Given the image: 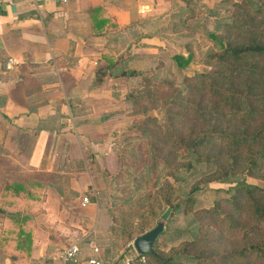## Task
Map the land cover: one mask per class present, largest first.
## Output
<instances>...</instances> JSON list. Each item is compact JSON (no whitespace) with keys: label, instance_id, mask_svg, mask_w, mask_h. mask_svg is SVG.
I'll list each match as a JSON object with an SVG mask.
<instances>
[{"label":"trees","instance_id":"1","mask_svg":"<svg viewBox=\"0 0 264 264\" xmlns=\"http://www.w3.org/2000/svg\"><path fill=\"white\" fill-rule=\"evenodd\" d=\"M92 9L93 29L104 31L110 19L97 17L100 6ZM223 19L200 60L207 68L184 73L179 84L133 68L130 46L96 64L94 86L106 75L142 77L127 92L126 114L143 118L127 125L135 133L115 152L120 166L105 170L109 245L127 246L159 216H191L189 227L173 233L164 223L159 236L176 243L165 249L158 236L153 252L131 264H264V0H239ZM172 57L181 70L192 53ZM151 109L157 114L149 116ZM213 181L227 183L217 189L228 195L196 207V193ZM0 214L6 215L1 208Z\"/></svg>","mask_w":264,"mask_h":264},{"label":"crops","instance_id":"2","mask_svg":"<svg viewBox=\"0 0 264 264\" xmlns=\"http://www.w3.org/2000/svg\"><path fill=\"white\" fill-rule=\"evenodd\" d=\"M3 1L0 264H60L59 249L75 242V264L94 246L113 262L122 249L96 243L110 222L98 194L100 183L109 186L114 132L125 127L127 115L120 110L123 90L111 88L123 78L106 75L94 86V70L132 41L136 55L154 53L156 36L141 35L157 30L142 23L157 17L152 0H145L147 10L139 9L140 0H44L39 8L31 0ZM95 6L101 7L97 17L110 19L101 32L92 26ZM84 195L89 202L82 204Z\"/></svg>","mask_w":264,"mask_h":264},{"label":"rangeland","instance_id":"3","mask_svg":"<svg viewBox=\"0 0 264 264\" xmlns=\"http://www.w3.org/2000/svg\"><path fill=\"white\" fill-rule=\"evenodd\" d=\"M238 1L239 0H152L147 2L150 3L151 6H154V15L157 17L156 19H152V21L144 18L142 23H147V25L151 23L152 27H150L149 30L154 28L157 30L155 32H142L141 35H155L157 43H151L152 47H154V53H145L146 51L140 52L131 62V66L135 69L142 70L146 74H155V79L157 81L160 78H165L175 84L180 83L181 77L184 73L191 74L195 70H205L207 66L201 63L200 60L204 53L215 45L209 33L220 29L218 27L223 24V17L232 14L235 3ZM139 2L141 4L139 9H148V6L144 4L146 2L145 0H140ZM148 27L149 26L146 28L148 29ZM135 38L136 37L133 36V39ZM133 42H137V40L132 41L128 45L131 46ZM188 52L192 53V60L186 67H183L181 70L178 69L175 64V60L172 57L173 54H187ZM141 78L142 77L140 75L123 78V81L119 86L114 84L111 85L112 89L118 87L120 90H123V97H121V101L125 103V107L120 110L125 115H127L126 111L131 107L128 98H126L127 92L129 90H134L140 82L142 83ZM115 97H117V92ZM147 114L149 116L156 115L157 111L155 109H151ZM142 118L143 115L141 114L126 116L125 127L121 128L120 132H114L113 146H115L116 149L121 147L120 142L123 137L135 133L134 129H129L127 125L129 123L140 121ZM110 162V166L106 167L109 171H112L120 166V162L116 157L115 159L114 157L111 158ZM249 180L258 182L257 180L251 178H249ZM100 184L102 187L99 186V200L102 204L107 205L111 200V190L107 183ZM227 186L228 184L223 182H210L207 187L196 193L197 200L195 206L208 207L217 196L228 195L224 192V190L217 189L226 188ZM187 188L188 185H185L183 190H187ZM158 219H163L164 223L167 222L169 231L173 233L178 228L182 229L184 227H189L191 216L190 214L187 215L179 213L167 221L163 216H159ZM0 223H2L1 220ZM106 232L107 231H105V234L102 235L101 240H98L96 243L98 246L106 249L114 248L109 245ZM132 240L128 242L127 246L120 248L122 249V253H129L130 250L134 249L132 246ZM158 242L161 247L167 249L171 244H174L177 241H169L165 234H161ZM231 242V239H227V241L223 242V245L228 246ZM122 253L120 252L117 258L121 257L122 255L120 256V254ZM107 255H109V253H107Z\"/></svg>","mask_w":264,"mask_h":264},{"label":"built area","instance_id":"4","mask_svg":"<svg viewBox=\"0 0 264 264\" xmlns=\"http://www.w3.org/2000/svg\"><path fill=\"white\" fill-rule=\"evenodd\" d=\"M33 4L39 8L41 3L44 0H31ZM4 1L0 0V6ZM89 202L88 196H82L81 203L85 204ZM98 247H93V253L86 257L81 264H131L132 260H134L137 256H140L141 260L145 259L144 254H138L135 249H133L130 253H124L121 257L116 258L113 262L107 263L103 257L98 254ZM79 255V246L75 243H70L66 246H63L59 249L58 257L60 260V264H75Z\"/></svg>","mask_w":264,"mask_h":264},{"label":"water","instance_id":"5","mask_svg":"<svg viewBox=\"0 0 264 264\" xmlns=\"http://www.w3.org/2000/svg\"><path fill=\"white\" fill-rule=\"evenodd\" d=\"M164 227V220L158 219L152 227L135 236L132 246L138 254L153 252V244Z\"/></svg>","mask_w":264,"mask_h":264}]
</instances>
